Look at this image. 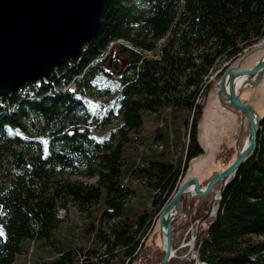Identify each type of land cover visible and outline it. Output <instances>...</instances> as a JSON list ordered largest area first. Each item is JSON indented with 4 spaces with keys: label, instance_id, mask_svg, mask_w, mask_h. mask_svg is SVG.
<instances>
[{
    "label": "trees",
    "instance_id": "16d2710c",
    "mask_svg": "<svg viewBox=\"0 0 264 264\" xmlns=\"http://www.w3.org/2000/svg\"><path fill=\"white\" fill-rule=\"evenodd\" d=\"M263 38L264 0H113L76 59L50 79L0 97V264H13L36 243L48 245L57 211L69 206L87 219L81 245L49 251L36 264H135L190 162L203 154L199 122L211 69ZM114 53L127 58L123 68ZM94 93L105 98L95 112ZM144 115L153 124L146 137ZM113 121L95 135L94 124ZM144 140L162 143L161 151L139 152ZM81 176L96 183L74 180ZM133 177L147 186L139 207L131 201ZM214 192L191 200L189 209L181 197L192 222L205 215ZM194 251L204 264H264V117L255 150ZM152 256L146 264H160L163 252Z\"/></svg>",
    "mask_w": 264,
    "mask_h": 264
},
{
    "label": "water",
    "instance_id": "95a60500",
    "mask_svg": "<svg viewBox=\"0 0 264 264\" xmlns=\"http://www.w3.org/2000/svg\"><path fill=\"white\" fill-rule=\"evenodd\" d=\"M112 1L0 0V97L17 92L25 84L48 80L55 69L76 59L98 33ZM263 50L264 43L248 51L235 67L227 69L219 78L217 101L239 119L235 158L204 186L195 177L185 180L161 210L158 228L163 258L160 264H170L181 249L172 247V227L182 209L181 197L206 198L219 186L205 215L195 222L198 233L205 222L216 218L227 186L256 148L263 117L249 102L242 100V95L264 79V53L252 68H240L247 58ZM245 126L247 135L240 145ZM214 207L216 213L212 215Z\"/></svg>",
    "mask_w": 264,
    "mask_h": 264
},
{
    "label": "rangeland",
    "instance_id": "374dc122",
    "mask_svg": "<svg viewBox=\"0 0 264 264\" xmlns=\"http://www.w3.org/2000/svg\"><path fill=\"white\" fill-rule=\"evenodd\" d=\"M262 43H264V38L258 44L246 50L244 54ZM263 53L264 50L258 51L247 58L242 63L240 70L252 68ZM114 59L119 60L121 68H123L127 64V58L119 56L116 53H114ZM238 60L239 58L233 61L220 59L217 61V63L209 73L208 79L209 81L213 82V85L207 95V98L203 101L204 110L202 119L199 122L198 139L203 148V154L190 162L184 180L195 177L198 179L200 184L204 186L206 181L209 180V178H211L213 174L222 171L235 158L234 145L239 133V119L233 111L223 109L219 105L216 98V90L218 88L217 83L221 75L227 69L235 67ZM108 69L111 70L110 64L108 65ZM93 95L94 96H92V99L94 103L91 104V109L95 112L100 110V103L104 101L105 98H101V95L99 93H94ZM242 100L245 102H249L253 106V108L261 115V117H264V79L255 88L246 90L242 95ZM144 117L146 118L145 115ZM116 123V121H113L109 126L105 128L96 126V124H94L92 129L95 135L102 136L107 132L108 129L115 126ZM152 127V120L146 118L141 129V136L146 137L147 135H149ZM245 132L246 126L241 137L240 145L247 135V132ZM146 147L161 151L162 143L158 141L153 143L152 140L146 142L144 140L138 141L136 144V148L139 152H142V150ZM74 180L81 181L88 185H94L97 179H91L86 176H81L74 178ZM130 185L135 191V194L131 199L132 204L139 207L141 206V204L146 202L145 200L147 198V186L145 180L143 178L133 177L132 180H130ZM216 192H214V195L216 194ZM186 197V202H190L194 199L192 198L189 200L188 196ZM193 216L194 212L188 214L181 209L177 220L173 224V226L175 225L178 229L172 237V239H174L176 243L173 244L172 242V247L173 249H181L175 254V257L172 260H194L195 264H197V256L195 254L196 252L193 249L196 246L199 232L201 231V229H206L208 223L211 222V220L205 222L201 226L198 233H196V221H191ZM57 218L59 219L60 223L58 224L53 237L49 240V244L46 246H41L40 243H36L35 245L30 246L27 251L16 257L13 264H36L41 260L48 259L49 251L56 252L57 250L67 245H81L82 231L87 222V219H85L83 214L79 213L75 207L69 206L67 210L57 211ZM105 226L106 223H104L103 227ZM0 232L4 234L1 226ZM145 243L146 245L141 249L138 255V260L135 264H146L148 260H150V257L154 260L152 256L154 252H156L158 249L162 251L158 223L154 226L152 232L147 236ZM97 245L99 248L101 246V243L98 242Z\"/></svg>",
    "mask_w": 264,
    "mask_h": 264
},
{
    "label": "bare ground",
    "instance_id": "6f19581e",
    "mask_svg": "<svg viewBox=\"0 0 264 264\" xmlns=\"http://www.w3.org/2000/svg\"><path fill=\"white\" fill-rule=\"evenodd\" d=\"M20 89H18V91H19ZM215 213H216V207H214L213 208V210H212V215H215ZM191 246V245H190ZM194 250V249H193ZM197 263V262H196Z\"/></svg>",
    "mask_w": 264,
    "mask_h": 264
},
{
    "label": "built area",
    "instance_id": "2783aa9c",
    "mask_svg": "<svg viewBox=\"0 0 264 264\" xmlns=\"http://www.w3.org/2000/svg\"><path fill=\"white\" fill-rule=\"evenodd\" d=\"M24 92H26V89H25V88H24V90H21V91H20V93H24Z\"/></svg>",
    "mask_w": 264,
    "mask_h": 264
},
{
    "label": "snow or ice",
    "instance_id": "6c2138e0",
    "mask_svg": "<svg viewBox=\"0 0 264 264\" xmlns=\"http://www.w3.org/2000/svg\"><path fill=\"white\" fill-rule=\"evenodd\" d=\"M3 236V233L2 232H0V237H2Z\"/></svg>",
    "mask_w": 264,
    "mask_h": 264
},
{
    "label": "flooded vegetation",
    "instance_id": "af4514ba",
    "mask_svg": "<svg viewBox=\"0 0 264 264\" xmlns=\"http://www.w3.org/2000/svg\"><path fill=\"white\" fill-rule=\"evenodd\" d=\"M187 208L189 209V206Z\"/></svg>",
    "mask_w": 264,
    "mask_h": 264
}]
</instances>
